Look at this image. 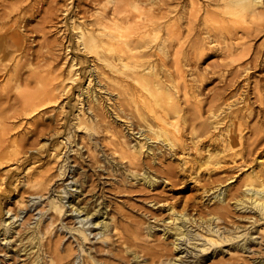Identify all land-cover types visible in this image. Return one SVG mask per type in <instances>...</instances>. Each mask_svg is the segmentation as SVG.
Listing matches in <instances>:
<instances>
[{
  "label": "bare ground",
  "instance_id": "1",
  "mask_svg": "<svg viewBox=\"0 0 264 264\" xmlns=\"http://www.w3.org/2000/svg\"><path fill=\"white\" fill-rule=\"evenodd\" d=\"M32 1L0 0V263L75 264L81 253V264H220L225 244L245 259L249 229L264 234V125H244V95L216 94L204 110L197 71L182 64L212 49L239 77L264 0H55L34 26L43 0ZM69 158L83 168L74 178ZM186 180L206 196L199 205L179 195ZM132 191L142 204L128 208ZM49 192L18 228L14 217ZM63 227L76 244L61 245Z\"/></svg>",
  "mask_w": 264,
  "mask_h": 264
},
{
  "label": "rangeland",
  "instance_id": "2",
  "mask_svg": "<svg viewBox=\"0 0 264 264\" xmlns=\"http://www.w3.org/2000/svg\"><path fill=\"white\" fill-rule=\"evenodd\" d=\"M33 1H32V3H33ZM64 1H67V0H58L59 3L60 2L63 3ZM68 1H70V0H68ZM43 2L41 1L40 4L37 5L38 10H39L38 14H36L37 13L36 8L31 11L32 12V14H31L32 16L31 17L34 16L33 17L34 19H33L32 23H31L33 26L35 24H37L36 23L37 19L40 20V15L43 12V11H41V6H42V8H46V6L49 5L50 3L55 4V0H43ZM34 13H35V15H34ZM46 28H48V27H46ZM31 33H32V36H31V39L29 40V42L31 43L30 46H32L33 48H37L38 43H41L44 38H43V36L41 34L38 35L39 33L38 34L36 32H34V33L31 32ZM46 36H47V38H49V40H51V39H53L56 36V33H54V30H51V31H49L46 34ZM249 42L252 45L250 47L249 55L247 57H245L242 61L239 62L240 63L239 65L241 66V67H239V69H240V76L239 77L233 76L234 75V70L236 69V67H234V66H236V64H234L233 67L227 65L225 60L221 59L220 52L212 50V49L211 50L210 49L206 50L204 55H203V57L201 56L199 59L193 58L192 59L193 61H191V63H186L187 65L185 63H183L184 61L182 62L183 64L182 63L181 64H182V67L185 69L186 74L189 73L191 68H194L193 70L197 71V72L195 71L197 73L196 74L197 75L196 79L194 81L192 80L191 82L194 85V89H196V91L198 93V97L201 99L202 107H203L204 110L208 106L209 99H212V98L216 97L218 94L221 97V99L218 98V100H217L218 103L219 102H228V101L229 102L230 101L234 102V99L236 100V98H239V97L244 95V97L246 98L245 102L247 103V105H246L247 108H245L247 110L244 109V111L246 112L245 118H244V121H243L244 125H249V126L250 125L251 126H256L257 125V126H259V125H264V44H262V43H264V32H261L257 36H252L250 38ZM253 54H255V56H258V62L260 61L259 63H257V62L255 63L254 61L252 62ZM58 58H59V61L63 62L64 54L62 53V50H61ZM254 64H255V66H254ZM246 65L248 67L250 66L249 67L250 70H248V71L244 70ZM65 66H66V63L63 64V68ZM238 73H239V71H238ZM198 74L201 75V76L203 75L202 82H199V79L197 80V78L200 77ZM84 83L87 84V81H84ZM249 84H250V86H249ZM256 88H258L259 91ZM75 91H76V88L73 89V93H75ZM73 93H71V94L73 95ZM62 97L64 98L65 95L61 96V98L58 99V101L55 104H51V106H49L47 110H49V111L51 110L52 111V109H53L52 106L57 105V103L62 100ZM225 99H228V100L225 101ZM63 101H66V99H63ZM244 103H243V105H244ZM65 108L66 109H70V105L67 103L65 105ZM204 115H205V113H204ZM22 127H23V125L19 128L18 131H21L23 129ZM79 133L82 134L81 132H79ZM39 138H40V141L44 140V139L41 138V136ZM104 150L106 152H108L109 148L105 147ZM81 151L82 152L84 151L83 152V156L86 157V158H84L85 161H88L89 163H93L94 159H92V157L87 154V152L85 151V147L82 148ZM70 155H72V154H70ZM76 160L77 159H72V158L68 159L69 163L73 164V166L70 167V174H68L69 177H71L72 173H73L74 174L73 178H74V177H76L78 175L79 171L83 170L82 167H79L80 166L79 165L80 162H78V160L77 161ZM77 163H79V164H77ZM77 168H78V171H77ZM92 169H93V167H90V168L86 167L85 171L89 175L91 173ZM71 171H73V172L71 173ZM201 172H204L203 174H205L206 170H203V171L200 170V173ZM92 177L94 178V175ZM101 177H102L101 178L102 181H104V185L106 186V188H111L112 179L108 178L109 176L106 174V170H103V173H102ZM69 180H70V178H69ZM226 182L227 181H225L224 183H226ZM85 184L86 183H84V186H85ZM184 184H186V186H184ZM57 185L58 184L55 183L54 186L51 187L52 190H50V192L52 194L54 193V188ZM181 185L182 184H179V185L175 186L174 188L176 189V188L180 187ZM182 186H184V188H181V187L178 188V189H183L179 193V195H182V194H184V195L185 194L186 195L189 194L190 195L191 193H193V194H191L194 197L192 200H193V202L195 204H198V205L202 202V200H205L206 196L202 197V195L200 193V190L196 189L197 186L194 183V181H192V180H188L187 181L186 180V182L183 183ZM106 188H104V189H106ZM95 190L98 191V188H95ZM50 192L47 195L37 199V201H35V203H33L32 207L29 206L27 208L28 210L24 209L22 212H20L19 213L20 216L18 215L17 218L13 216L14 220H16L15 225H17L18 228L22 227L21 225H22V223L24 222V220L26 219V217L28 216L29 213L33 212V213H35L34 215L37 216L36 213L39 212L38 205L40 204V202H45V199L47 198V196L49 194H51ZM96 193H98V192H96ZM137 193H138L137 191H132L131 199H130V197H125L126 200H127L126 205L129 206L128 208H133L135 206L134 205L135 203H136V205L138 204L137 206H140L142 204L141 200H137L136 197L140 199L141 197L143 198V196L139 197L138 196L139 194H137ZM13 196L14 195H12L11 198H13ZM212 202H213V200L210 203H212ZM147 204H149V203H147ZM37 209H38V211H37ZM192 212H194V211H192ZM246 212H248V210L245 211L244 209H240L239 211L236 210L234 212V214L235 215H243V213L246 214ZM6 216H7V214H6ZM13 217H11V218L13 219ZM33 220H34V218H33ZM33 220H31V221H33ZM246 221H247V219L239 220V222L242 225L245 224ZM92 226L93 225L89 226L90 230L87 231L88 233L91 232L89 234L90 237L93 236L92 234L95 231V230H93ZM191 228L194 229L195 232L198 231L197 229H195V227H191ZM61 230H63V232L66 233L65 236H64V239H63V241L61 243L62 246L67 244L69 241H72V240H73V244H76L74 236L69 231H67L65 227H63ZM249 232H252V235L254 237H256V240H255L254 243H252V245H248L247 250L244 252L246 261H244L245 259L238 258V257L235 258V256L231 255V251H229V249H227L228 245L225 244L223 246L224 252H222V254H219L217 256V257H220L222 255V257L219 258V259H221L220 264H255L256 261L258 260V258L264 259V236H261V235H264V234H262L259 231H255V227H252L251 229H249ZM96 237L97 236H95V238L93 237L91 239L92 243H97L98 242V239H96ZM240 238H242V236H240ZM240 238H238V239H240ZM188 245L189 246H186V248L189 251V250L192 249L193 246L191 244H188ZM182 247H185V245L183 244ZM197 250H198V248L196 247L193 250V252L197 251ZM210 250H211V248L208 251H206V253L210 254L209 253ZM0 254H1L0 257L3 256V253H0ZM178 254L182 255V257L184 258L185 262L189 261V263H192V258L193 257L189 253L185 255L184 253L179 252ZM5 257H8V256H5ZM252 257H256V259L251 261ZM10 261H12V259ZM74 261H75V264H81V262H82L81 253H79V254H77V256H75ZM210 261H212V259H210ZM261 264H264V262H262Z\"/></svg>",
  "mask_w": 264,
  "mask_h": 264
}]
</instances>
